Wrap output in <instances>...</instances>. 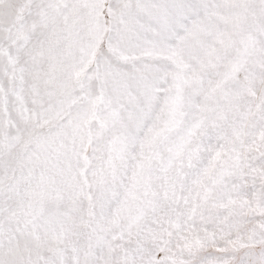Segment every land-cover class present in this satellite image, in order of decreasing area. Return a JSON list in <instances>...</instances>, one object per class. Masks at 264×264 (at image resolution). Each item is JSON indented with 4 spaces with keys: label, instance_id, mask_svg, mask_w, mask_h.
<instances>
[{
    "label": "snow or ice",
    "instance_id": "snow-or-ice-1",
    "mask_svg": "<svg viewBox=\"0 0 264 264\" xmlns=\"http://www.w3.org/2000/svg\"><path fill=\"white\" fill-rule=\"evenodd\" d=\"M0 264H264V0H0Z\"/></svg>",
    "mask_w": 264,
    "mask_h": 264
}]
</instances>
